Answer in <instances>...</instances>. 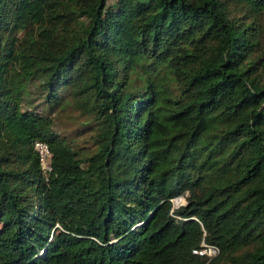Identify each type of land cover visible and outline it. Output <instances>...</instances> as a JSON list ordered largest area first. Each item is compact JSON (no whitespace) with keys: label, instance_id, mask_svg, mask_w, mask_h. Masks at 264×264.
<instances>
[{"label":"trees","instance_id":"1","mask_svg":"<svg viewBox=\"0 0 264 264\" xmlns=\"http://www.w3.org/2000/svg\"><path fill=\"white\" fill-rule=\"evenodd\" d=\"M0 264H264V0H0Z\"/></svg>","mask_w":264,"mask_h":264},{"label":"built area","instance_id":"2","mask_svg":"<svg viewBox=\"0 0 264 264\" xmlns=\"http://www.w3.org/2000/svg\"><path fill=\"white\" fill-rule=\"evenodd\" d=\"M35 150L39 153L40 160L44 165L45 169H49V159L51 157V151L49 147L41 142L36 143ZM194 254L204 256L207 255L209 257H214L218 254V250L213 247H207L203 245L200 250L194 251Z\"/></svg>","mask_w":264,"mask_h":264},{"label":"rangeland","instance_id":"3","mask_svg":"<svg viewBox=\"0 0 264 264\" xmlns=\"http://www.w3.org/2000/svg\"><path fill=\"white\" fill-rule=\"evenodd\" d=\"M186 204H187L186 197H180V198H177L176 200H174V205L176 208L184 206Z\"/></svg>","mask_w":264,"mask_h":264}]
</instances>
